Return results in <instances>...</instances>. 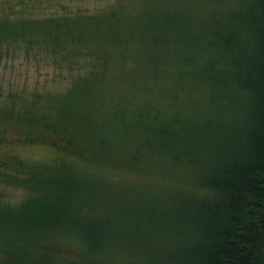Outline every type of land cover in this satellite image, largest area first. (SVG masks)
I'll return each instance as SVG.
<instances>
[{
	"label": "trees",
	"instance_id": "obj_1",
	"mask_svg": "<svg viewBox=\"0 0 264 264\" xmlns=\"http://www.w3.org/2000/svg\"><path fill=\"white\" fill-rule=\"evenodd\" d=\"M0 44L76 71L62 90L0 102V176L34 191L0 217L24 209L44 228L2 235L0 264L9 251L19 264H264V0L3 14ZM30 145L50 164L21 158ZM131 169L136 199L120 189ZM59 242L80 259L58 260Z\"/></svg>",
	"mask_w": 264,
	"mask_h": 264
},
{
	"label": "rangeland",
	"instance_id": "obj_2",
	"mask_svg": "<svg viewBox=\"0 0 264 264\" xmlns=\"http://www.w3.org/2000/svg\"><path fill=\"white\" fill-rule=\"evenodd\" d=\"M119 0H0V16L3 14L13 15H43L50 13H60L66 9L70 11L81 10L85 12H94L96 10H102L107 8L110 5H117ZM16 51V52H15ZM7 48L5 45L0 44V102H9L14 98L15 95L25 96L24 98L18 97L15 99L17 104H22L28 102L30 99V94H33L34 91L45 92V91H59L64 89L66 86H69V82L76 71H68L67 69H59L54 67L51 63L47 62L44 57L36 52H24L23 50H15ZM118 124V120L116 121ZM131 122L126 121L121 123L120 126L125 129V131L131 130ZM125 136L122 138L124 139ZM128 138H130L127 135ZM113 143L116 142V136L113 135ZM125 140V139H124ZM19 156L23 159L37 162V166H47L50 163L49 159L52 157L53 153L46 147L42 145H30L22 149L17 150ZM141 168V167H140ZM1 169V167H0ZM3 172H8L7 169H1ZM169 170L166 169L164 172L157 173L149 172V176H167L169 175ZM122 171H113L115 175L118 176V180L122 184H126L125 178L133 176L130 173L126 174V177H123L124 174H119ZM135 172L134 179L132 183L133 187L130 189L125 186H120L121 191L126 194L131 193L134 196L132 198H137L139 193H141V187L135 190L134 185H139V178L142 174L141 170L133 171ZM14 176L19 178L23 177L22 173H12ZM109 175L111 173H108ZM126 178V179H127ZM6 175L0 176V208L12 206L16 207L21 202H23L27 197L34 194L32 189L24 187L19 183H12ZM145 180V179H144ZM26 209V208H25ZM24 209H21L18 213H14L12 216H6L5 218L0 217V237L3 235L6 237L7 241H26L32 240L37 237H41L44 234L43 222L34 218L32 215L28 214L27 211L22 213ZM21 212V214H20ZM32 213V212H29ZM63 223V222H62ZM19 241V242H20ZM60 243V242H59ZM59 243L56 244L55 255L58 260L68 259L70 262L72 260L80 259L79 251L75 250L73 247H70V244L67 247H63L62 244L59 246ZM52 244V243H48ZM54 245V244H52ZM46 246H37L35 250H40L42 247L47 248ZM8 256H11L9 262L13 264H19L18 255L16 253L9 251ZM3 258V249L1 248L0 241V260ZM101 261L97 259L95 261ZM36 262H40L37 260ZM26 263L31 264V260L26 261ZM86 264H95L94 262H86ZM100 264H114L111 261L105 259L101 261Z\"/></svg>",
	"mask_w": 264,
	"mask_h": 264
}]
</instances>
